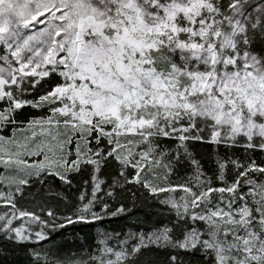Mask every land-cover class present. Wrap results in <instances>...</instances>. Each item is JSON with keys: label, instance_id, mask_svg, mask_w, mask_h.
Wrapping results in <instances>:
<instances>
[{"label": "snow or ice", "instance_id": "6c2138e0", "mask_svg": "<svg viewBox=\"0 0 264 264\" xmlns=\"http://www.w3.org/2000/svg\"><path fill=\"white\" fill-rule=\"evenodd\" d=\"M0 264H264V0H0Z\"/></svg>", "mask_w": 264, "mask_h": 264}]
</instances>
